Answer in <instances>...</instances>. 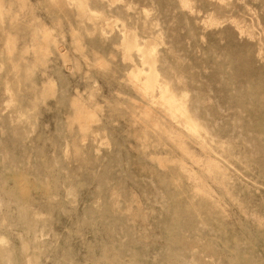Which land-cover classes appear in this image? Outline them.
I'll list each match as a JSON object with an SVG mask.
<instances>
[{
	"label": "rangeland",
	"instance_id": "1",
	"mask_svg": "<svg viewBox=\"0 0 264 264\" xmlns=\"http://www.w3.org/2000/svg\"><path fill=\"white\" fill-rule=\"evenodd\" d=\"M0 264H264V0H0Z\"/></svg>",
	"mask_w": 264,
	"mask_h": 264
},
{
	"label": "bare ground",
	"instance_id": "2",
	"mask_svg": "<svg viewBox=\"0 0 264 264\" xmlns=\"http://www.w3.org/2000/svg\"><path fill=\"white\" fill-rule=\"evenodd\" d=\"M169 101H171V99Z\"/></svg>",
	"mask_w": 264,
	"mask_h": 264
}]
</instances>
